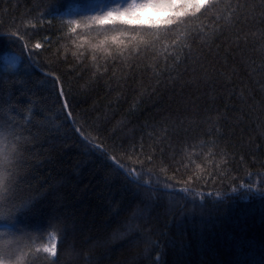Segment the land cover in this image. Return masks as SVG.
Returning a JSON list of instances; mask_svg holds the SVG:
<instances>
[{
  "label": "snow or ice",
  "instance_id": "6c2138e0",
  "mask_svg": "<svg viewBox=\"0 0 264 264\" xmlns=\"http://www.w3.org/2000/svg\"><path fill=\"white\" fill-rule=\"evenodd\" d=\"M55 9L56 0H42L34 4L19 23L10 15L6 21L4 14H0V29H3L0 35L13 43L19 42L21 49H27L31 56L34 49L44 50L45 44L50 47V38H44L43 43H33L25 23L35 29L44 24L51 25L58 19L57 31L91 44L92 69L95 71L86 69L87 79L83 73L77 77L84 80L79 86L82 95L94 90L101 78L111 77L127 83L134 79L137 70L148 68L155 78V87L149 86L150 94H158L159 86L167 82L161 77L167 76V80L175 83L172 72H176L178 77L190 74L191 79L185 81V86L196 87L198 91L201 81L211 83L218 75L223 79L222 87L233 83L231 77L238 74L239 68H243L248 81L258 83L261 93H264V0H206L202 5L189 3V0H125L106 11L68 19L57 18ZM49 16L50 19H45ZM165 17L171 18L164 20ZM108 25L124 27H114L110 33L101 31L96 42L91 43L88 33L98 28L107 29ZM226 34H230L229 39L223 45H216L215 42ZM206 46L209 49L224 47L219 63L224 69L231 65L230 71H222L215 64L206 62V58L195 55ZM64 62H67L66 58ZM11 66H16L14 60ZM46 75L52 77L46 87L43 81L37 83L22 76L5 77L0 82V264H73L80 258L75 236L77 233L83 235L87 211L78 212L71 202L78 183L74 181L75 173L58 177L54 183L45 180L39 186L33 180L36 168L43 160L54 161L59 153L73 148L80 151L81 145L84 146L81 154L89 159L81 161L78 167L93 162L91 157L100 158L106 168L103 182L112 184L119 180L143 205V209L138 206L132 216L133 221L143 219V225L128 222L125 224L127 231H117L111 239L124 240L132 233L144 235L149 246L145 252L150 255L149 248L157 249L152 264H160L165 250L152 236L167 237L168 233L152 225V212L162 208L165 216H179L178 226L182 228L186 213L183 207H178L176 195L192 201L191 213L196 210L197 197L203 202L205 195L220 199L227 195L220 192L206 194L189 187L191 183L204 179L199 166L177 188L181 182L167 175L168 166H164L163 161L157 165L154 146L167 141L172 147L173 140L190 143L181 134L190 131L184 126L188 119L186 113L188 109L195 111L199 107V97L194 93L184 94L181 88L180 94L171 98L175 107L164 109L160 121L152 125L159 131L158 136L155 132L151 136L153 145L146 150L141 137L139 143H130L127 148L121 145L118 149L114 144L107 146L99 135L93 134L92 126L86 120L78 118L69 99L71 83L66 87L61 75ZM251 84H243L239 89L240 107L234 116L236 120L241 115H249L245 109L255 107V88ZM233 94L229 93L230 96ZM260 104L264 111V98ZM224 118L226 115L218 112L215 121L211 114L206 120L212 125ZM260 127L264 130V121ZM118 130L113 126V135ZM210 143L216 146L215 140ZM159 151L162 153L163 150ZM221 152L229 155L226 149H221ZM255 175L260 177L258 182L241 187L264 192V187L260 186L264 185V168ZM84 190L80 189L81 195ZM237 191V188H232V192ZM203 207L201 203V211ZM70 235L72 242H69ZM85 243L90 245L91 253L104 242L92 244L85 237ZM87 264H93L91 254ZM96 264H99L98 259Z\"/></svg>",
  "mask_w": 264,
  "mask_h": 264
},
{
  "label": "trees",
  "instance_id": "16d2710c",
  "mask_svg": "<svg viewBox=\"0 0 264 264\" xmlns=\"http://www.w3.org/2000/svg\"><path fill=\"white\" fill-rule=\"evenodd\" d=\"M41 2L42 0H0V14H4L6 21L10 15L19 23L34 4ZM118 3L115 0H56L54 15L65 19L78 18L106 11ZM189 3L197 4L196 0H189ZM73 6H77V10L73 11ZM66 10L69 11L68 15H60ZM50 18L51 16L45 17ZM114 27L123 29L124 26L108 25L107 29L98 28L88 33L91 43L96 42L99 32L110 33ZM58 28V19L53 20L51 25L44 24L35 29L25 23V29L33 37V43H43L44 38H50V47L45 44L44 50L34 49L31 56L27 49H21L19 42L13 43L0 35V82L5 77L22 76L37 83L43 81V86L46 87L52 79L46 74L61 75L66 87L68 83L72 85L69 99L78 118L86 120L92 126L93 134L99 135L107 146L114 144L118 149L121 145L127 148L130 143H139L143 137L147 150L149 145H153L152 134L155 132L159 135L158 129H154L152 125L160 121L164 109L175 107L171 104V98L179 95L181 88L184 94L194 93L199 97V107L195 111L187 110L188 119L184 126L190 128V131L181 134L190 143L182 144L173 140L172 147L168 146L167 141L154 146L153 150L157 151L158 157L157 165L163 161L164 166H168L167 175L181 182L176 185L177 188L199 166L204 179L191 183L189 187L206 194L220 192L227 195L223 199L205 195L203 202L197 197L194 213L189 211L193 209L192 201L176 195L178 207H183L186 213L182 228L178 226L179 216H165L162 208L152 212V225L168 233L167 237L152 236L165 250L160 264H264V192L248 191L241 187L243 184L258 182L260 177L255 173L264 168V130L260 127L261 121H264V111L260 104L264 93H261L260 85L251 84L245 70L239 68L238 74L231 77L233 83L222 87L223 79L218 75L211 83L201 81L197 91L196 87L185 86V81L191 79L190 74L178 77L176 72H172L171 76L176 82L167 80V76L161 77L167 82L159 86L158 94H150L149 86L155 87V78L151 68H148L137 70L134 79L127 83L111 77L101 78L95 89L85 96L79 87L84 80L77 77L83 73L87 79L86 69H92L91 44L76 36H64L57 31ZM229 37L230 34H226L215 42L216 45H223ZM224 50V47L209 49L206 46L195 55L206 58V62L215 64L222 71H230L231 65L224 69L219 63ZM57 52L58 55H55ZM7 54L19 56L18 65L14 68L6 63ZM65 58L67 62H64ZM236 63L239 66V58ZM77 64L81 66L77 67ZM73 68L75 71H72ZM124 75L127 76L126 71ZM242 82L255 88V107L245 109V113L249 115H241L236 120L234 116L240 107L238 92L243 86ZM229 93L234 94L230 96ZM218 112L224 113L226 118L210 125L206 120L207 115L211 114L215 121ZM113 126L119 129L115 135L112 133ZM212 140L216 141L215 147L210 143ZM44 147L47 148L48 145L45 144ZM159 149L163 150L162 153ZM221 149H226L229 155H223ZM83 150L84 146L81 145L80 151L73 148L59 153L54 161L43 160L37 166L33 180L39 186L45 180L54 183L58 177L73 176L75 173L74 181L78 183L71 202L78 212L86 210L87 215L83 221V235L77 233L75 236L81 256L73 264H87L89 254L93 258V264H96L97 259L99 264H152L158 250L149 248L150 255L145 252L149 246L144 235L132 233L124 240L111 239L113 233L127 231L125 224L128 222L143 225V219H132L138 206L143 209L140 200L131 189L126 190L119 180L112 184L103 182L102 175L106 168L100 158L91 157L93 162L78 167L81 161L89 159L81 154ZM233 187L238 191L232 192ZM80 189H85L83 195ZM201 203L203 211L199 208ZM117 204L119 207H116ZM85 237L92 244L104 242L103 246L95 247L90 253V245L85 243ZM72 239L70 235L69 242Z\"/></svg>",
  "mask_w": 264,
  "mask_h": 264
},
{
  "label": "rangeland",
  "instance_id": "374dc122",
  "mask_svg": "<svg viewBox=\"0 0 264 264\" xmlns=\"http://www.w3.org/2000/svg\"><path fill=\"white\" fill-rule=\"evenodd\" d=\"M115 1H118L119 3H123V2H125V0H115ZM206 2V0H196V3L197 4H199V5H202V4H204ZM71 9L73 10V11H75V10H77V6H73V7H71ZM69 14V11L68 10H66L65 12H62V13H60V15H68ZM169 17H165V18H163L164 20H166V19H168ZM15 61V64H16V66L18 65V62H19V60H20V58H19V56L18 55H16V54H7L6 55V57H5V61H6V63L7 64H9L10 66H11V62L12 61Z\"/></svg>",
  "mask_w": 264,
  "mask_h": 264
},
{
  "label": "water",
  "instance_id": "95a60500",
  "mask_svg": "<svg viewBox=\"0 0 264 264\" xmlns=\"http://www.w3.org/2000/svg\"><path fill=\"white\" fill-rule=\"evenodd\" d=\"M40 71H42V70H40ZM43 72V71H42Z\"/></svg>",
  "mask_w": 264,
  "mask_h": 264
}]
</instances>
